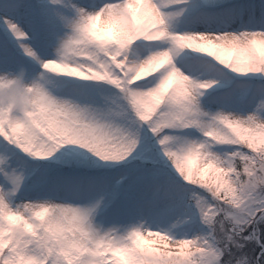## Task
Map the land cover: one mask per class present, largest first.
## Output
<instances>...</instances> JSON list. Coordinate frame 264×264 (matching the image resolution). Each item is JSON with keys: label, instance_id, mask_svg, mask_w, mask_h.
Segmentation results:
<instances>
[{"label": "clouds", "instance_id": "clouds-1", "mask_svg": "<svg viewBox=\"0 0 264 264\" xmlns=\"http://www.w3.org/2000/svg\"><path fill=\"white\" fill-rule=\"evenodd\" d=\"M47 3L70 21L51 58L0 66V264H264V95L242 106L206 103L213 90L237 95L228 84L237 77L248 85L239 95H250V84L264 88V0L241 6L238 18L207 19L192 35L182 32L185 15L229 6L228 0ZM72 5L91 15L81 33ZM174 9L184 12L169 19ZM185 56L196 58L197 71L185 67ZM153 75L159 76L154 86L132 88L133 108L141 120L154 121L173 97L198 102V111L181 113L160 135L173 137L166 148L174 174L218 213L109 219V189L92 188L101 177L87 162L91 150L57 159L69 148L80 150L75 146L121 143L110 121L97 124L94 110L62 91L63 81L135 85ZM121 182L122 176L115 184Z\"/></svg>", "mask_w": 264, "mask_h": 264}, {"label": "snow or ice", "instance_id": "snow-or-ice-1", "mask_svg": "<svg viewBox=\"0 0 264 264\" xmlns=\"http://www.w3.org/2000/svg\"><path fill=\"white\" fill-rule=\"evenodd\" d=\"M59 2L60 0H53V3ZM168 2L175 4L180 0H168ZM88 4L89 7L95 6L93 0H88ZM71 7L80 14V20L73 24V27L76 33H81L86 29L91 15H85L84 10L75 5ZM183 12L184 9H174L166 15L171 19L179 17ZM243 12L241 6L235 5L214 8L210 12L193 10L183 17L182 32L184 35H192V29L207 19L221 23L238 18ZM65 23H70L65 10L50 7L47 0H39V2L38 0H0V66L10 67L25 61V58L40 63L45 58H51L52 48L56 45ZM75 42L74 36L64 41V47L68 48ZM182 63L190 71L198 70L195 57L185 56ZM211 67L218 72H224L221 66ZM158 80L159 76L153 75L146 80L137 81L135 85H128L126 80L62 82L63 92L73 97L80 108L94 110L98 114L97 124L104 125L110 121L121 138L119 144H109L101 140L84 145V149H90L91 154L98 158L93 160L88 155L87 162L90 166L112 168L123 165L125 167L120 184L109 188L103 177L92 184L93 189L96 187L109 189L112 201L106 212L109 219H127L139 213H147L156 219H161L177 211H187L193 217L197 215L204 217L208 211L213 213L220 211L219 208L209 210L204 203L205 197L177 178L168 160L172 153L166 148L167 142L173 137L170 134L160 135L161 129L165 126L175 127V120L181 113L198 111L196 107L198 102L190 96L173 97L167 110L157 111V118L154 121L141 120L133 108L132 98L137 94L131 91L132 88L154 86ZM121 84L124 86L120 87ZM249 87L252 89L250 95L244 93L239 96L213 90L209 93L206 103L210 106L223 104L242 106L245 102H254L257 95H264V88L252 84ZM217 115L221 114L217 113ZM11 151L16 160H23L15 149ZM70 155L84 156L85 151L73 149ZM3 159L0 157V163ZM86 195L90 196L91 191Z\"/></svg>", "mask_w": 264, "mask_h": 264}, {"label": "rangeland", "instance_id": "rangeland-1", "mask_svg": "<svg viewBox=\"0 0 264 264\" xmlns=\"http://www.w3.org/2000/svg\"><path fill=\"white\" fill-rule=\"evenodd\" d=\"M241 80V82L237 85V87H236V91H237V96H239V94L241 93V92H243V91H245L246 89H247V78H242V79H240ZM233 83H234V81H230V82H228V84L230 85V86H233ZM214 106V105H213ZM66 148H68L69 146H65ZM76 148H80V150L81 151H87L86 149H83L81 146H75ZM72 148H69V152H72ZM89 156H91L92 157V159L93 160H95V159H98V158H96L93 154H91V153H89ZM124 171H125V168H122L121 167V169H118V170H116L113 174H112V176L114 177L113 179H111V180H109L108 181V179L107 180H105L106 182H107V185H108V187L110 188V187H112V186H115L116 184H115V182H113L114 180H117L120 176H122L123 174H124ZM92 174H94V175H96V176H100V175H102V174H100V173H92ZM113 182V183H112ZM112 183V184H111Z\"/></svg>", "mask_w": 264, "mask_h": 264}, {"label": "bare ground", "instance_id": "bare-ground-1", "mask_svg": "<svg viewBox=\"0 0 264 264\" xmlns=\"http://www.w3.org/2000/svg\"><path fill=\"white\" fill-rule=\"evenodd\" d=\"M229 3V5H235V6H243L244 5V3H245V1H238V2H236V1H230V2H228Z\"/></svg>", "mask_w": 264, "mask_h": 264}]
</instances>
